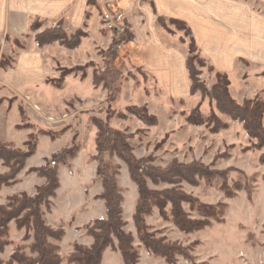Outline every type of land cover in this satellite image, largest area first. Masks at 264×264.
I'll return each instance as SVG.
<instances>
[{
	"label": "rangeland",
	"instance_id": "374dc122",
	"mask_svg": "<svg viewBox=\"0 0 264 264\" xmlns=\"http://www.w3.org/2000/svg\"><path fill=\"white\" fill-rule=\"evenodd\" d=\"M168 24L181 32V40L184 39L189 48L190 36L185 30L171 19ZM40 27L41 22L36 33L43 31ZM108 31L112 33L109 47L97 46L94 55H80L78 61L75 54L60 55L62 59H55L54 66L57 76L44 81L50 86L39 84L37 87L19 79L25 73L16 66L17 58H21L19 50L30 45V39H0V60L7 57L11 63V66H0V141L26 149L25 141L31 134H37L39 139L36 152L28 158L17 180L1 188L0 204L22 192L34 195L45 178L38 176L33 167L76 142L80 146L79 152L67 164H60L61 187L51 199V209L44 208L45 217L51 226L65 229L64 237L57 241L64 258L73 250L74 242L89 244L88 241H93L86 234V223L106 216L104 200L96 198L103 190L96 173L98 162L94 159L98 128L93 118L99 117L130 135L129 142L139 158H150L154 165L161 167L174 159L185 163L200 160L214 172L200 178L196 185L183 182L180 187L202 203L221 204V221L212 219L210 225L200 230L185 232L171 220L164 219L157 209L146 217L151 232L190 252L192 258L180 255L177 264H264V165L260 163L264 146L255 148L256 140L247 134L243 123L220 112L216 101L204 98L201 92L192 94L190 99H176L168 97L161 87L142 85L150 77L141 66H136V56L126 55L124 47L113 46L118 34ZM108 65L121 70L122 75L114 84V89H119L118 94L104 88L103 82L94 84V76L106 71ZM196 66L201 71L200 78L209 89L212 88L217 82L216 71L208 61L205 65L196 63ZM71 68L76 70L67 73L60 85L48 82V79L57 80L62 69ZM153 92L157 97L152 98ZM230 93L232 95L231 90ZM258 96L264 98V90L255 98ZM147 98L151 100L150 105L144 101ZM133 105H146L149 112L157 116L158 123L147 124L129 112L128 107ZM197 106L205 119L201 124L187 120ZM213 112L227 124L226 127H216L211 118ZM112 160L120 165L118 178L125 198L123 217L127 221L126 230L135 237L140 253L138 264H168L161 256L149 253L141 243L133 220L137 186L129 175L127 164L117 156ZM8 170L0 162V174ZM222 171L228 172L227 179L219 174ZM149 186L163 189L172 185L149 182ZM183 206L192 217L204 216L188 202ZM25 234L26 230L18 229L12 221L11 243L0 252V258L8 260L17 247L29 252L27 245L31 240H25ZM62 264H66V258ZM102 264H123L121 253L109 247L104 252Z\"/></svg>",
	"mask_w": 264,
	"mask_h": 264
},
{
	"label": "trees",
	"instance_id": "16d2710c",
	"mask_svg": "<svg viewBox=\"0 0 264 264\" xmlns=\"http://www.w3.org/2000/svg\"><path fill=\"white\" fill-rule=\"evenodd\" d=\"M171 20L190 36L186 66L191 79V93L195 94L199 91L204 98L214 99L220 112L229 114L232 119L243 123L247 134L256 140L254 147L263 148L264 98L258 96L255 99H246L243 103H239L230 93L228 74L221 71H216L217 82L209 89L200 78L201 71L196 66V63L205 65L207 59L200 55L190 27L183 20L175 18ZM159 22L169 31H173L168 27L165 18L159 17ZM39 25V20L34 21L32 29L38 30ZM85 35L86 33L82 29L69 32L64 20H60L55 26L37 32L35 40L39 46L59 42L67 48L74 49L81 44L82 37ZM133 36L128 25V30L124 34L115 37L113 46L121 49L124 44L133 39ZM182 41L185 42L184 39ZM9 60L10 58L3 57L0 60V66H11ZM210 66L212 70H215L212 65ZM74 70L76 69H62V75L57 80L48 79V82L60 85L64 76ZM121 75L120 68L108 65L106 71L94 76V84L98 85L103 82L104 88L118 94L119 89H114V84ZM128 111L147 124L158 123L157 116L150 113L146 105L129 106ZM211 118L214 119L216 127L227 126L214 112ZM187 120L194 124L205 122L200 106L193 109ZM93 123L98 128L97 154L94 156L98 162L96 173L101 179L103 187L96 198L104 200L106 216L93 218L86 223V234L91 236L93 241L90 244L74 242L73 250L65 257L66 264H102L104 252L109 247L121 253L123 264H138L140 260L135 237L132 232L126 230L127 221L123 217L125 198L118 178L120 165L112 160L114 156L121 158L127 164L129 175L137 186L138 198L133 220L137 235L145 249L149 253L161 256L168 264H177L180 255L188 259L192 258L186 247L176 242H169L166 237L157 236L156 232H151L146 217L157 209L164 219L171 220L185 232L200 230L210 225L212 219L221 221L220 213L223 212L221 204L202 203L180 187L183 182L196 185L200 178L208 177L214 172L210 171L208 166L200 160L185 163L174 159L166 167L156 166L152 163V159L139 158L135 155L129 142L130 135L125 131L113 127L109 122L99 117H94ZM45 133L53 136L50 131ZM38 140L37 134H31L30 138L25 141L26 149L16 147L11 142L0 141V162L9 168L7 172L0 174V190L4 185H9L17 180V176L26 166L28 158L36 152ZM79 149V144L74 142L73 145L56 152L51 159H46L44 163L33 167L38 176L45 178L44 184L37 186L34 195L22 192L10 196L6 203L0 204V252H3L5 247L11 243L12 221L16 222L18 229L26 230L24 239L31 240L27 245L29 252L23 247H17L8 260L0 258V264H62L64 262L65 258L60 254V245L57 241L62 240L65 229L48 224L44 208L51 209V199L57 195V190L61 187L60 164H67L78 154ZM260 163L264 165V152L260 156ZM227 173L219 172L224 179H227ZM149 182L154 185L166 183L172 186L156 189L150 187ZM185 202L200 210L204 216L192 217L184 209Z\"/></svg>",
	"mask_w": 264,
	"mask_h": 264
},
{
	"label": "crops",
	"instance_id": "0c3cea01",
	"mask_svg": "<svg viewBox=\"0 0 264 264\" xmlns=\"http://www.w3.org/2000/svg\"><path fill=\"white\" fill-rule=\"evenodd\" d=\"M106 8L119 12L134 34L122 47L126 55L136 56V66L150 77L142 85L161 87L170 98L193 97L186 66L188 43L168 24L175 18L187 23L215 71L228 74L234 98L254 99L264 90V0H0V39H30V45L19 50L16 66L25 73L19 79L31 87L50 86L44 81L57 76L54 66L60 55L75 54L78 61L80 55H94L97 46L109 47L112 33L102 20ZM36 20L40 30L64 20L69 32L83 29L87 35L74 49L59 42L39 46L32 29ZM144 101L150 105V98Z\"/></svg>",
	"mask_w": 264,
	"mask_h": 264
},
{
	"label": "built area",
	"instance_id": "2783aa9c",
	"mask_svg": "<svg viewBox=\"0 0 264 264\" xmlns=\"http://www.w3.org/2000/svg\"><path fill=\"white\" fill-rule=\"evenodd\" d=\"M102 20L105 26L112 32L120 35L128 30V25L122 15L115 9L106 8L102 12Z\"/></svg>",
	"mask_w": 264,
	"mask_h": 264
}]
</instances>
